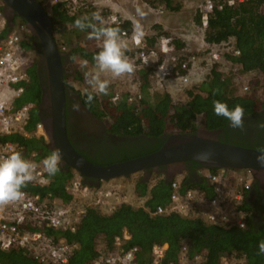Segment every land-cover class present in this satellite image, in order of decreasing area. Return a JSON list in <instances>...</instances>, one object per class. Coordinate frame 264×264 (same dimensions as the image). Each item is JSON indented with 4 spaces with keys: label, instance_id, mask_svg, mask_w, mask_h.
I'll use <instances>...</instances> for the list:
<instances>
[{
    "label": "trees",
    "instance_id": "trees-1",
    "mask_svg": "<svg viewBox=\"0 0 264 264\" xmlns=\"http://www.w3.org/2000/svg\"><path fill=\"white\" fill-rule=\"evenodd\" d=\"M39 1L42 3V0ZM44 7L46 8L45 5ZM47 11L49 12V9ZM50 15L54 19L53 26L55 23L66 26L65 36L61 39L55 38L59 50L63 53L64 64L75 58L95 64L93 57L101 46L90 48L80 42V38L89 30L81 31L74 26L75 19L83 16L91 17L92 14H86L84 11L80 14H70L67 12L66 3L58 1L52 5ZM200 15L201 7L198 8L195 16L197 24L201 21ZM110 26H119L120 29L127 28L129 21ZM9 29V26L6 25L0 30V39ZM230 36L235 38V46L240 52L237 55L226 56L235 61L240 70L260 73L257 78L252 79V83H250L252 90L247 93L241 94L229 90L230 81L221 78L222 72L219 70L218 63L212 65L208 79H204L200 84V90L205 93L188 90V99L184 102L175 100L168 91L152 92L149 87L151 69L140 71L142 96L138 104L127 102L124 95L117 103L106 100V96H104V111L96 94H94L92 105L88 106L84 103V92L76 90L66 82V93L68 91L76 92L81 103L88 110L110 124L107 128L108 131L132 138L127 149L122 150L117 147L111 149L110 152L96 155L97 157H89L83 151H78L100 164L135 157L158 149L167 133L196 131L199 128V117L200 127L205 131L213 134L221 130L217 136L219 140L230 141L229 136L241 137L243 140L246 139L244 137L263 136L264 129H260L262 131L258 136L252 135L251 132L262 120H254V118L261 116L264 112V97L256 93L257 85H260L264 90V0L236 1L232 5H228L227 0H213V9L209 13L203 39L211 43L220 42ZM30 38H32L31 41H29L30 39L23 41L24 46L29 50L36 48V52L40 55L38 41L34 39L33 35ZM153 41L150 40V43ZM63 44L66 45V48L62 46ZM176 46L178 49L183 48V42L177 39ZM27 70L29 81L25 83L23 93L14 103L16 106L26 101L34 103L26 125L27 130H32L35 123L46 116V112L40 111L38 107L41 101L42 86L45 83V71L41 62H32ZM69 74H74L76 77L81 76L80 72H71L69 66H64L65 80ZM257 80H259V84ZM214 90H217L216 94H214ZM215 100L226 102L230 109L237 104L245 108L243 131L235 129L230 133L229 121L214 114L213 101ZM253 115L254 118H251ZM0 140L17 143L20 146L19 151H22L23 155H28L32 150L36 151V157L41 161L52 151L44 137H36L32 134L25 135L16 132L1 135ZM257 141L255 138L254 143L248 141L238 144L264 148V141L256 144ZM230 142L235 143L232 140ZM183 167L180 189L197 187L203 192L205 198L214 195L212 183L201 172L204 167H201L195 160L184 161ZM159 169L158 172L151 173L141 171V174L134 178L136 195L146 197L143 206L121 202L112 211L106 212L98 206L92 205L86 208L85 214L74 230L42 227L49 234H53L55 239L64 236L67 240L77 243V247L64 264H88L97 253L96 245L99 240L110 246L114 238L121 236L124 232L129 235L125 244L139 246L137 255L141 260L148 258L153 244L163 242L168 244L167 258L176 259L182 243L187 242L190 254L204 252L205 257L200 264H219L222 255L235 252L245 254L246 264H264V254L257 255L259 243L264 242V194L262 195L264 190L260 188L257 180H254L250 188L244 192L241 203V207L249 212L245 227L212 224L206 223L196 215H182L174 211L166 214L153 213L157 205L168 202L171 190L170 182L176 176L167 179L163 173L165 166L161 165ZM207 169L216 170V168ZM71 174L70 167L60 164V172L57 175L49 177L46 172L49 177L47 184L37 186L28 184L25 188L41 195L50 193L67 201L71 198V193L66 187ZM83 181L91 186H99L102 180L85 177ZM252 189L256 195L250 198L249 194ZM0 261L8 264H49L35 259L27 250L20 247L0 249Z\"/></svg>",
    "mask_w": 264,
    "mask_h": 264
},
{
    "label": "built area",
    "instance_id": "built-area-1",
    "mask_svg": "<svg viewBox=\"0 0 264 264\" xmlns=\"http://www.w3.org/2000/svg\"><path fill=\"white\" fill-rule=\"evenodd\" d=\"M58 1L66 3L67 12L70 14L83 13L80 10L86 6L88 3L86 1L92 5H103L107 12L101 17L107 25H118L126 20L129 21V27H122L121 35L130 46L126 56L134 63L136 70L131 75L119 77L118 82L125 87L116 89L115 86L110 96L112 103L119 102L124 96L127 102L139 103L142 96L140 89L142 69H151L158 79L175 80L178 86H183L196 78L199 72L196 70L198 64L205 75L209 73V68L213 64L222 62L224 59L230 60L226 55H237L240 52L235 46L233 36L211 43L206 42L202 36L201 40L205 41L204 55L198 61L193 56L181 55L171 34L161 33L156 36L152 44H149L144 30L143 37L138 39L134 34V22L140 0H132L131 8H122L119 14L111 6L113 0H54L53 3ZM236 1L245 0H227V3L232 5ZM142 4V9L146 7L152 13L158 14L164 11V8H154L148 0H144ZM212 9L213 0L202 1L201 21L197 26L199 29L204 31L207 27ZM5 25L3 1L0 0V30ZM30 33L27 24L19 20L0 39V136L18 132L44 137L47 141L48 135L41 119L35 123L32 130L26 129L34 103L26 101L17 106L14 103L23 93L25 83L29 81L28 50L23 41L29 39ZM160 69L167 71L162 73ZM203 77L206 78V76ZM96 95L98 98L99 94ZM14 150H20L17 143L0 140V158ZM36 156L37 152L34 150L24 155L26 159L37 165L34 172L35 179L29 183L32 186L49 182L43 163ZM207 168L204 167L201 172L212 183L213 196L205 198L203 192L197 187L180 189L183 172L176 173L170 182L168 202L157 205L153 213L166 214L174 211L182 215H196L206 223L245 227L249 212L241 207V203L244 192L254 181L252 171L247 168L241 170L231 168L209 170ZM66 187L71 193V198L67 201L50 193L41 195L24 188L23 197L20 200L0 206V249L20 247L41 262L64 264L77 247V243L67 240L64 236L55 239L53 234H49L42 227L74 230L88 206L95 205L102 211L109 212L121 202H128V195L125 192L102 185L91 186L85 183L82 176L74 169ZM128 238L129 235L124 232L121 236H116L110 246L105 242L97 243V253L88 264H200L205 257L204 252L190 254L188 243L184 242L176 259H169L167 258L168 244L163 242L153 244L148 258L141 260L137 255L139 246L125 244ZM0 264L8 263L0 261ZM219 264H246V257L244 253L236 252L222 255Z\"/></svg>",
    "mask_w": 264,
    "mask_h": 264
},
{
    "label": "water",
    "instance_id": "water-1",
    "mask_svg": "<svg viewBox=\"0 0 264 264\" xmlns=\"http://www.w3.org/2000/svg\"><path fill=\"white\" fill-rule=\"evenodd\" d=\"M3 3L7 25L11 27L15 15L21 16L38 41L46 76L39 106V109L44 107L46 116L41 120L48 135V147L52 150L59 148L62 152L61 165L76 170L83 179L96 180L127 176L138 171L158 172L164 165L163 173L171 179L183 171L184 161L195 160L201 167L250 169L254 180L264 184V167L256 161L260 148L222 141L200 129L167 133L158 149L120 161L100 164L84 156L72 144L67 132L65 64L53 34L54 19L39 0H3ZM207 148L214 150V157L208 161L197 159L195 154Z\"/></svg>",
    "mask_w": 264,
    "mask_h": 264
},
{
    "label": "rangeland",
    "instance_id": "rangeland-1",
    "mask_svg": "<svg viewBox=\"0 0 264 264\" xmlns=\"http://www.w3.org/2000/svg\"><path fill=\"white\" fill-rule=\"evenodd\" d=\"M85 1V0H84ZM131 1L132 0H113L112 8L116 11L117 14L122 12L123 9H130L131 8ZM144 1V0H143ZM142 0L139 1L137 7H140L143 5ZM151 4H153L154 8H164V11L162 13H152L147 10L145 7L143 10L146 13V15L143 17L140 22L144 26L145 33L147 35V41L149 44H152L156 36H159L161 33L165 34H171L173 36L174 41L176 42L177 39L183 42L184 45L189 48V53H192L193 55H196L201 59L204 55V47H205V41L201 40V37L204 34V31L202 29H199L197 26L198 24L195 23V16L198 11V8L202 6L203 0H148ZM43 4L46 6L47 10L49 9V13L51 12L52 5L54 4V0H42ZM86 6L84 8H81L80 11H84L86 14L88 13H96L98 12L100 15H103L105 12H107V9L103 5H92L89 3V1H86ZM146 9V10H145ZM140 19L137 15L135 16V20ZM69 27V26H68ZM203 33V34H202ZM53 34L56 39H61L66 34V26L61 23H55L53 26ZM192 36V42L187 40V35ZM32 38H30L29 41H31ZM80 42L85 43L88 47L93 48L96 46H101V41L99 40H92L88 39L87 34H84L80 38ZM150 40H154L152 43H150ZM64 48H66V45H62ZM130 46L128 44L129 50ZM126 51V52H127ZM34 58L37 59L36 54L32 50H28V66L34 61ZM86 62V66L82 67ZM205 63V62H204ZM202 64V63H201ZM219 70H221V78L223 80L229 79V90L235 93H247L250 92L252 89L251 84L253 78H257L260 73L258 71H242L239 69V66H237L235 61L226 60L224 59L222 62L218 63ZM69 66V71L74 72L78 71L80 72L81 76L76 77L74 74H69L68 77H66V82H68L70 85H72L76 90L80 92H84L85 88L91 89V86L87 83V78L85 73H91L94 72L95 64H91L83 59H77L69 60L67 63H65V67ZM200 65L196 67V70H198V74L196 78H193L191 82L187 85L178 86L176 84V81L173 80V84L170 82L169 79L160 80L158 79L153 72H151L150 78H149V87L152 92H159L162 93L164 91H168L175 100L184 102L188 99V90H194V91H202L200 90V84L204 81V79H208L209 74L204 75V71H201ZM209 68V72H210ZM203 76H206L204 78ZM262 77V76H261ZM102 78H107L111 81L108 89L107 95L99 94V102L100 105L103 108V101L104 96H106V100H111L110 96L113 92V89H124L125 85L118 82L119 78H112L110 75L104 76ZM221 79V80H222ZM259 80H257L258 82ZM118 84V85H117ZM259 84V82H258ZM260 85L256 86V93L260 96L264 97V90L260 87ZM73 92V91H69ZM205 93L204 91H202ZM74 93V92H73ZM104 111V108H103ZM107 119V118H105ZM198 126L200 130H204L200 127V117L198 118ZM204 169V168H203ZM73 170V169H72ZM141 174V171L135 172L133 175L129 177H118V178H112L108 180H102L101 184L103 187H113L119 192H125L128 195L127 201L133 202L135 204H140V199L133 198L130 188L132 185V181H134V178L139 176ZM133 193V192H132ZM134 194V193H133ZM137 196V195H136ZM132 204V203H131ZM137 206V205H135ZM104 242L102 240H99L98 243Z\"/></svg>",
    "mask_w": 264,
    "mask_h": 264
},
{
    "label": "clouds",
    "instance_id": "clouds-1",
    "mask_svg": "<svg viewBox=\"0 0 264 264\" xmlns=\"http://www.w3.org/2000/svg\"><path fill=\"white\" fill-rule=\"evenodd\" d=\"M136 15L140 19L134 22V34L139 39L144 35L143 25L140 20L143 19L146 13L142 8L137 7ZM17 17L26 23L24 18L19 15ZM74 26L81 31L89 30L87 33L88 39L101 41L100 50L93 57L96 70L91 73H85L87 83L91 86L92 90H89V88L84 89V103L91 106L94 94H108L111 81L102 77L110 75L112 78H119L133 74L136 69L134 63L126 56L128 42L122 37L119 26L105 24L98 12L93 13L91 17L83 16L75 19ZM32 35L31 32L30 37ZM85 66L86 62L82 67ZM160 71L166 73L167 70L160 69ZM216 91L214 90V94H216ZM72 110L76 112L80 111L79 102L72 104ZM213 110L215 115L222 116L229 121V127L241 131L244 130L245 108L242 105L237 104L230 109L226 102L215 100L213 101ZM257 127L264 129V121L258 122ZM195 155L199 160L208 161L214 157L215 152L213 149L207 148L198 151ZM256 161L261 167H264V148L258 149ZM61 162L62 152L59 148L52 150L43 159L42 163L49 177H53L60 172ZM36 167L37 165L31 160L26 159L22 151L19 150H14L7 156L0 158V206L18 201L23 197L22 190L35 179L34 172ZM258 249L257 255L264 254V242L259 243Z\"/></svg>",
    "mask_w": 264,
    "mask_h": 264
},
{
    "label": "flooded vegetation",
    "instance_id": "flooded-vegetation-1",
    "mask_svg": "<svg viewBox=\"0 0 264 264\" xmlns=\"http://www.w3.org/2000/svg\"><path fill=\"white\" fill-rule=\"evenodd\" d=\"M13 20H14L13 22L15 23L19 21V18L17 16L15 18L13 17ZM35 49H33V52L36 54L37 59L34 58V61L32 62H37V63L41 62L43 64L39 53H37ZM44 81L46 83V76ZM45 83L42 86V90L43 87L45 86ZM74 102H79L80 104L79 112L72 110V104ZM39 106L40 103L38 104V107ZM40 111L46 112V110L42 106L40 107ZM66 117H67V132L72 144L75 146L77 150L83 151L89 157H97L96 155H101L103 153L110 152L111 149H116L117 147L119 149L125 150L129 147L128 143L132 141V138L118 135L116 133L108 131L107 128L108 126H110V124L106 123L105 120L101 119L99 115H95L90 110H88L81 103L79 99V95L76 92L73 93L68 91L66 93ZM251 118H254V115ZM256 119H262L260 120V122L264 121V112L262 113L261 116H257L254 118V120ZM234 130L235 129L231 128L230 133H232ZM260 131L262 130H260L259 127H254L251 133L252 135L258 136L260 134ZM220 132L221 130L214 132L213 136L217 138L218 133ZM259 137H244L247 140L246 139L243 140L241 137H237V136H233V137L229 136L228 138L230 141L231 140L235 141L236 144L240 142H248V141L249 143H254L253 142L254 139L257 138L258 141L256 144H259L260 141H264V134L263 136H259ZM230 141H226V142H230ZM259 186L264 190V184L263 185L259 184ZM263 194L264 192H262V195ZM249 195L250 198H253L256 195L254 189L250 191Z\"/></svg>",
    "mask_w": 264,
    "mask_h": 264
},
{
    "label": "crops",
    "instance_id": "crops-1",
    "mask_svg": "<svg viewBox=\"0 0 264 264\" xmlns=\"http://www.w3.org/2000/svg\"><path fill=\"white\" fill-rule=\"evenodd\" d=\"M188 37H187V40L189 41V39H190V41L192 42V36H190L189 34L187 35ZM187 50H189V48H187V46H185L184 45V47L183 48H180L179 49V51L181 52V55H187V56H189V57H195V59L198 61V59H199V57L198 56H195V55H193L192 53H189V51H187ZM145 71H147V70H145ZM149 78H150V76H149ZM170 82L173 84V82H172V80H170ZM151 88V87H150ZM134 174V173H133ZM132 174V175H133ZM131 176V175H130ZM122 177H124V176H122ZM118 178V177H117ZM131 190H132V192L134 193H132L131 192ZM130 192H131V194H132V196H134L133 198L135 199V197L136 198H139L140 199V204H135V205H143L144 204V201H145V199H146V197L145 196H139V195H137L136 196V192L134 191V181H132V185H131V188H130ZM130 203H132V204H134L133 202H130Z\"/></svg>",
    "mask_w": 264,
    "mask_h": 264
}]
</instances>
